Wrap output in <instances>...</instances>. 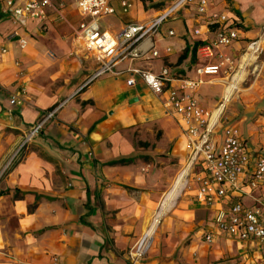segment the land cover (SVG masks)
Returning <instances> with one entry per match:
<instances>
[{
	"label": "crops",
	"instance_id": "crops-1",
	"mask_svg": "<svg viewBox=\"0 0 264 264\" xmlns=\"http://www.w3.org/2000/svg\"><path fill=\"white\" fill-rule=\"evenodd\" d=\"M53 1L65 19L48 8L46 18L31 19L22 27L4 12L5 0H0V264H50L55 257L60 264H127L157 213L165 216L153 234L146 264H264V241L232 238L215 222L221 209L228 211L236 202L261 205L264 187L245 174L237 191L206 205L194 196L191 176L200 169L195 166L180 188L188 187L184 191L190 196L176 199L179 189L174 201L163 206L179 174L187 170L190 154L182 128L143 81L130 87L127 75L109 73L87 84L98 63L94 58L84 64L79 54L87 51L74 31L81 15L72 0ZM130 1L128 11L122 0L112 1L116 13L105 28L113 34L126 23L149 22L160 11L146 9L144 0ZM211 2L213 10L227 14L242 29L231 46L213 47L215 53L234 56L238 66L247 44L263 33L264 0ZM177 22L178 27L164 23L154 36L162 52L173 47L169 56L152 63L154 70L163 62L177 69L188 40L204 41L195 64L219 61L202 55L217 30L214 26L208 31L194 5L170 21ZM198 27L202 34L195 36ZM169 29L175 30L174 36L168 35ZM16 31L27 39L26 48L19 46ZM131 65L147 66L123 62L117 69ZM238 73L240 88L215 138L221 142L222 127L234 124L251 153L264 154V42L257 62ZM225 82L222 72L206 77L203 85L208 87L201 85L198 91L201 103L213 108ZM215 85L221 88L211 90ZM143 88L152 98H144ZM16 93L22 96L20 105L11 104ZM55 109L13 165L30 130ZM121 158L133 160L110 164ZM208 233L213 234L211 243Z\"/></svg>",
	"mask_w": 264,
	"mask_h": 264
},
{
	"label": "built area",
	"instance_id": "built-area-1",
	"mask_svg": "<svg viewBox=\"0 0 264 264\" xmlns=\"http://www.w3.org/2000/svg\"><path fill=\"white\" fill-rule=\"evenodd\" d=\"M81 15L80 22L75 27L76 37L82 42L86 50L96 59L97 69L89 81L113 73L116 76L127 75V85L134 87L143 81L148 88L161 100L166 113L176 118L186 138L185 147L189 150L187 170L184 177H189L192 168L195 170L192 184L195 185L194 196L199 202L213 205L222 201L229 191H237L243 175L249 174L253 183L264 187V154L254 156L241 136L239 129L234 124L225 125L222 141L215 138V133L227 105L232 100L240 86L241 74L260 58L263 52L264 30L262 35L251 40L245 48L242 59L244 64L236 66L235 57L218 49L231 46L241 38L242 29L236 22H231L227 14L213 10L211 0H171L160 9L159 13L149 22H129L123 25L118 33H114L101 24V20L116 13L112 4L113 0H72ZM130 0H122L124 11H128L132 4ZM195 7L199 17L204 20V25L211 30L216 26V38L210 45H204V57H217L218 62L197 63L192 71L177 73L170 63L163 62L162 68L154 70L152 63L155 60L169 56L173 47L167 46L162 52L157 46L154 36L160 31L162 25L175 18L180 11L190 6ZM52 8L57 15L65 19L59 5L53 0H5L4 12L16 24L26 26L31 19H44L47 9ZM195 36L202 34L201 27L193 30ZM168 35L174 36L175 30L169 29ZM19 46L24 49L28 45L25 37L16 31ZM6 51V50H4ZM123 62H141L147 66H129L117 69ZM244 65V66H243ZM224 73L225 91L213 108H208L201 103L198 91L205 83L208 76ZM22 96L16 93L11 97L12 105L22 104ZM58 109L52 110L38 122L25 138L37 135L46 120L53 117ZM20 150V149H19ZM18 154V152H17ZM17 154L13 159H17ZM184 185H187L185 182ZM218 229L226 232L232 238L249 240L256 238L264 241V201L261 205L244 206L241 202L234 203L228 211L221 209L215 218ZM206 241H213V234H206ZM145 246L138 254L140 246H134L133 261L142 257ZM135 263V262H134ZM50 264H60L57 257Z\"/></svg>",
	"mask_w": 264,
	"mask_h": 264
},
{
	"label": "rangeland",
	"instance_id": "rangeland-1",
	"mask_svg": "<svg viewBox=\"0 0 264 264\" xmlns=\"http://www.w3.org/2000/svg\"><path fill=\"white\" fill-rule=\"evenodd\" d=\"M144 1H146L145 2V5H146V9H148V8H150V1H148V0H144ZM171 0H158V2H164V3H167V2H170ZM112 20H113V18H111V17H106V18H104L103 20H101V24L105 27V26H109L111 23H112ZM170 21H171V19H168L166 22H165V24L166 25H171V26H173V27H178V25H179V23L177 22V23H170ZM79 54L80 55H82V58H84L83 59V63L84 64H87L88 62H92V61H94L95 62V59H94V57H85V56H88L87 54H89L87 51H85V50H82V52H80L79 51ZM91 56V55H90ZM92 60V61H91ZM203 87H208V85H203ZM211 87V90H213V89H220L221 88V86H219V85H215V86H210ZM144 89V98L145 97H151L152 95H151V93L146 89V88H143ZM152 98V97H151ZM151 98H150V100H151ZM43 130V129H42ZM41 131V130H40ZM30 133V132H29ZM29 133H28V135H29ZM40 133V132H39ZM36 137V135L35 136H33L32 138H29L28 140H27V142L24 144L25 146H22L21 148H20V150H19V152H18V154H17V159L20 157V155H22L24 152H25V150L27 149V146H28V144H30V142L34 139ZM188 187H186L184 190H186ZM184 190H181L180 189V191H179V193H178V197H176V199H179V198H186V197H189L190 195H188V194H185V191ZM182 191V192H181ZM182 195V196H181ZM175 199V198H174ZM174 201V200H173ZM175 201H177V200H175ZM164 216H165V214L164 213H161V215H160V217H159V222H158V226L160 225V223H161V221H163V218H164ZM154 235H155V233H154ZM154 235L151 237V239H150V241H149V243L147 244V246H146V248H145V251H144V253H143V255H142V257H139V260L138 261H133V259H132V252H134V249H131V251H130V253H129V259L127 260V264H146V263H148V261H149V254H150V248H149V245H150V242H151V240H152V238L154 237ZM209 243H211V242H209ZM153 249H154V247H152ZM177 254H178V252L176 253V255H175V257H178L177 256ZM135 262V263H134Z\"/></svg>",
	"mask_w": 264,
	"mask_h": 264
},
{
	"label": "trees",
	"instance_id": "trees-1",
	"mask_svg": "<svg viewBox=\"0 0 264 264\" xmlns=\"http://www.w3.org/2000/svg\"><path fill=\"white\" fill-rule=\"evenodd\" d=\"M148 1L152 2V0H148ZM151 2H150V5H151L150 8L154 7L158 10L163 9L164 6L166 5V3L164 2L163 3L162 2L151 3ZM203 44H204V41L202 40H194V41L188 40L187 41L186 48L184 49L183 53L178 59V63L176 64L177 69H175V71L177 73L186 74L187 72L193 69L195 63L198 60V49L199 47H202ZM185 62L187 64L186 65L187 67L178 68V66H180L181 63H185ZM18 160H20V158ZM18 160H15V162H13L12 164L14 165V163H16ZM132 160L133 158H121V159L111 161L110 164H119V163L127 164V163H130Z\"/></svg>",
	"mask_w": 264,
	"mask_h": 264
},
{
	"label": "bare ground",
	"instance_id": "bare-ground-1",
	"mask_svg": "<svg viewBox=\"0 0 264 264\" xmlns=\"http://www.w3.org/2000/svg\"><path fill=\"white\" fill-rule=\"evenodd\" d=\"M243 74V73H242ZM184 170V169H183ZM184 174L185 172H182L181 174H179L177 180L174 182V186L170 189V191L168 192V194L166 195V197L164 198V200L162 201V205L163 206H168L169 204H171L177 194V192L179 191V189L181 188V184L183 183L184 180ZM161 207V206H160ZM161 213H157V216L154 220V222L152 223V225L150 226V228L143 234V236L138 240L137 245L140 246L139 252L138 254L142 251L143 246L145 243H149L151 237L153 236V234L155 233V230L157 228L159 217H160ZM146 247V246H145Z\"/></svg>",
	"mask_w": 264,
	"mask_h": 264
}]
</instances>
